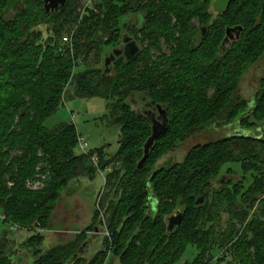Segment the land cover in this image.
Masks as SVG:
<instances>
[{"label": "trees", "instance_id": "1", "mask_svg": "<svg viewBox=\"0 0 264 264\" xmlns=\"http://www.w3.org/2000/svg\"><path fill=\"white\" fill-rule=\"evenodd\" d=\"M134 1L98 0L81 18L80 0H66L62 8L48 12L43 0H0L2 223L46 228L61 190L74 179L96 177L91 156L101 147L79 153V131L72 121L48 124L64 104L69 83L73 93L66 101L104 99V116L119 130L112 159L121 166L108 175L111 189L102 201L110 216V252L119 264H264V0H231L214 12L218 19L213 23L208 12L212 0H152L140 15H146L145 26L174 44L169 53L161 52L150 31L144 37L150 36L158 49L155 58L141 47L130 60L117 57L105 72L103 47L117 42L119 15L134 13ZM172 16L180 22L198 18L205 35L184 26L171 28ZM74 26L68 35L71 53L62 32ZM234 26L242 27L239 38L223 45L225 29ZM90 53L91 64L82 68L81 56L88 59ZM260 65L249 101L239 91L241 82ZM139 103L160 106L167 116L165 130L140 168L151 121L138 110ZM212 125L245 133L193 144L181 162L154 168L178 143ZM106 163L99 159V168ZM226 164H239L243 174L251 172L252 183L244 188L243 177H234L230 167L218 175ZM200 196L203 201L196 205ZM150 199L156 202L154 211ZM177 210L182 220L168 231L166 219ZM41 241L39 235L28 240L33 247ZM6 242L0 239V264H11ZM87 242L91 239L76 247L51 248L33 264H81ZM103 243L105 248L87 264H105L110 244L107 239ZM188 246L196 251L190 261L184 259ZM225 249L227 257L213 253Z\"/></svg>", "mask_w": 264, "mask_h": 264}, {"label": "rangeland", "instance_id": "2", "mask_svg": "<svg viewBox=\"0 0 264 264\" xmlns=\"http://www.w3.org/2000/svg\"><path fill=\"white\" fill-rule=\"evenodd\" d=\"M97 1L98 0H80L77 10L80 12L81 18L87 10H93L95 8ZM208 12L210 14L209 23H213L215 20L217 21L218 17L215 16L211 4L208 7ZM130 17H133V11L120 13L119 19L115 25L117 28L116 35L118 40L115 43L111 42L103 47L100 63L103 64L104 57L110 53L113 47H119L124 32L134 35L142 49H144V51H150L153 58H155V55L159 54L158 49L155 45L153 46L151 44L150 36L144 37V35L146 36L151 31L152 36L155 37V39L156 37L159 39L158 47L161 52L165 54L169 53V45H174L172 39H170L172 44H168L166 38L161 33L156 35V33H154V31L148 26H144L140 36L135 35V24H127V20ZM165 17L162 18V22L166 20H164ZM81 18H79L78 21H80ZM171 21L174 23V18H172ZM189 22L190 25L188 29L198 32L200 26L198 18H191ZM40 28L44 29L43 27ZM75 29L76 26L70 30L64 29L62 36H72ZM174 30L177 31L178 29L175 28ZM177 36L178 34L175 33L174 38ZM91 57L92 53L89 54L88 59L81 56L82 68L91 64ZM142 65L143 62L139 61L137 66L140 67ZM262 67L263 66L260 65L258 68H251L245 73L243 81L241 82L242 86H240L239 91L241 95L249 101L253 99L256 90V77L261 73ZM251 77L254 79H251ZM72 93L73 86L68 83L65 86L62 95L64 104L59 108L57 113L50 118L48 124L51 126L59 120L72 121L79 133L87 138L90 148L101 147V152L98 154L96 152V154L100 157L99 159L102 163L105 164L107 162L105 165L107 171L103 173V176L97 173L96 177L93 179L82 177L79 180L74 179L70 181L67 187L61 190L60 197L54 204L53 211L50 215L49 225L46 228L40 227L39 225H33L28 227L16 226L15 230H11V223L3 224L0 216V239L7 240L6 244L11 264H33L41 255L51 248L65 246L67 244H73L75 245L74 247H76L79 243L87 239H91V242L79 256L80 259H82L81 264H87L96 251L105 248L103 243L105 239H107L109 242L108 244H110L107 247L108 257L105 264H119L118 257L114 255L112 251L110 252V250H112L111 244L113 237L111 230L109 229L110 216L109 212H106L107 206H102L103 199H105L108 191L111 189L108 183V175L113 171L118 170L121 166V162L112 159L118 147L119 130L117 126L110 125L104 116L106 111V102L104 99L97 97L90 99L75 98L66 101ZM100 117L102 120H99ZM231 132L245 133V131L238 127L212 125L192 136L187 141L178 143L174 151L166 153L155 163L154 168L161 165L181 162L191 145L213 142ZM229 167L233 169L234 173L232 174L234 177H243L242 184L244 185V188L252 183V173L247 172L246 174H243L239 164L224 165L218 175L225 174ZM256 207L257 203L254 205L250 215ZM0 215H2L1 210ZM224 217L227 216H223V218ZM32 235H39L42 237V241L36 243L34 247L28 242ZM78 235H82V237ZM38 249L40 252L34 254ZM213 253H215L214 255L216 257L220 256V251L218 252L217 250H214ZM195 254V249L188 246L184 254V259L190 261ZM226 260L230 261L231 259L228 257Z\"/></svg>", "mask_w": 264, "mask_h": 264}, {"label": "water", "instance_id": "3", "mask_svg": "<svg viewBox=\"0 0 264 264\" xmlns=\"http://www.w3.org/2000/svg\"><path fill=\"white\" fill-rule=\"evenodd\" d=\"M231 0H215L213 2V5L218 9V6L222 9L226 5L230 3ZM44 2V9L46 12L57 10L58 7H63L66 0H43ZM98 6L100 7V3H98ZM242 31L241 26H234V27H228L225 29V37L222 41V44L225 45L230 40H235L239 38V35ZM205 34V28L201 29V36H204ZM122 41L125 43V46L121 49L114 48L111 50V52L104 57V68L105 72L109 71L110 64L120 55H123L126 60H130L136 56V54L139 52V48L136 45L135 41L132 40L130 37L124 35L122 38ZM159 110V115L157 117V120H161V122H155L152 120V126H151V135L147 138L146 142L143 145V156L139 160L137 166L140 168L143 165L144 160L146 159L150 148L152 147L154 141L157 139V137L165 130L167 125V116L165 110H161L160 106H157ZM203 196H200L196 201L195 204L198 205L202 203ZM150 210L154 211L156 202L154 199H150L149 201ZM182 220V211L177 210L173 214H171L169 217H167V230L172 231L174 227L180 224ZM89 242L84 244V247H87ZM83 251V247H81L80 252Z\"/></svg>", "mask_w": 264, "mask_h": 264}, {"label": "flooded vegetation", "instance_id": "4", "mask_svg": "<svg viewBox=\"0 0 264 264\" xmlns=\"http://www.w3.org/2000/svg\"><path fill=\"white\" fill-rule=\"evenodd\" d=\"M214 1L215 0L211 1V5L213 7L214 12L223 10L220 7V5L218 6V9H216V7L213 5ZM134 2H135V6L133 8L134 9L133 17H130L127 20V24H129V25L135 24V27H136L135 28V35L140 36L141 35V31H142V29H143V27L145 26V23H146V18H144V17H146V15L144 14L143 18L140 15L142 13V6L144 4H151L152 0H135ZM172 18H174V23H172V21H171V23H170V27L171 28L173 26H184L186 29H188V27L190 25V22L187 20V18L182 19L181 22L179 21V19H176L175 16H172ZM201 29L202 28L199 26V30H201ZM205 32H206V30H205ZM124 35H126V36L130 37L132 40H134L136 45L139 48V51H141V46L137 42V39L134 37V35H130L127 32H124L122 34L121 43H120L119 47H113L112 49H114V48L121 49V48H123L125 46V43L122 41V38H123ZM120 56L124 57L123 55H120ZM138 110H140L142 113L146 114L149 117V119L151 121V126H152V120L155 121V122H161V120H159V119L157 120V117L159 115V110H158L157 106L156 107L144 106L143 104L139 103L138 104ZM161 110H163L162 107H161Z\"/></svg>", "mask_w": 264, "mask_h": 264}, {"label": "built area", "instance_id": "5", "mask_svg": "<svg viewBox=\"0 0 264 264\" xmlns=\"http://www.w3.org/2000/svg\"><path fill=\"white\" fill-rule=\"evenodd\" d=\"M62 41L67 44L68 48L70 49V51L72 53L73 47L71 45V37L68 35H65L64 37H62ZM72 119H73V117H72ZM77 147L83 153H87L91 149L89 147V142H88L87 138L85 136L81 135L80 133L77 134ZM91 161L93 162L95 167H97V173H99L103 176V173H105L107 171V168L106 167L99 168V157H97L96 154H93L91 156ZM0 216L2 219L4 218L3 215H0ZM15 228H16V225L11 224L10 229L15 230ZM220 254H223L224 256L226 255V257H227L228 251L226 249L222 250L220 252Z\"/></svg>", "mask_w": 264, "mask_h": 264}]
</instances>
